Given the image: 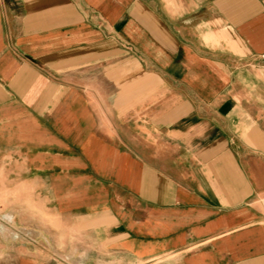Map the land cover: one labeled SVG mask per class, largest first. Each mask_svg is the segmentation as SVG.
Instances as JSON below:
<instances>
[{
    "label": "crops",
    "instance_id": "obj_1",
    "mask_svg": "<svg viewBox=\"0 0 264 264\" xmlns=\"http://www.w3.org/2000/svg\"><path fill=\"white\" fill-rule=\"evenodd\" d=\"M262 54L260 0H0V264H264Z\"/></svg>",
    "mask_w": 264,
    "mask_h": 264
},
{
    "label": "rangeland",
    "instance_id": "obj_2",
    "mask_svg": "<svg viewBox=\"0 0 264 264\" xmlns=\"http://www.w3.org/2000/svg\"><path fill=\"white\" fill-rule=\"evenodd\" d=\"M2 213L9 212L10 210L14 209L13 204L9 203H1L0 204ZM18 210H26V204H18ZM31 210L34 212V218H33V224L35 227V230L39 229L41 227V224L43 223L42 216H41V211H42V204L41 203H36L33 204V207ZM25 212V211H24ZM3 222H8V220L3 219ZM52 253H58V252H51ZM66 255H69L68 252H66Z\"/></svg>",
    "mask_w": 264,
    "mask_h": 264
},
{
    "label": "built area",
    "instance_id": "obj_3",
    "mask_svg": "<svg viewBox=\"0 0 264 264\" xmlns=\"http://www.w3.org/2000/svg\"><path fill=\"white\" fill-rule=\"evenodd\" d=\"M262 6H263V9H264V0H260ZM261 59L264 60V54L261 55Z\"/></svg>",
    "mask_w": 264,
    "mask_h": 264
}]
</instances>
